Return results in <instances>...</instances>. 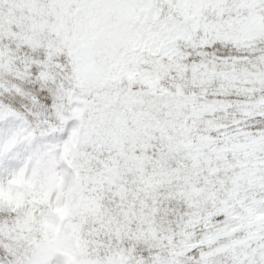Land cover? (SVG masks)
<instances>
[{
  "label": "snow or ice",
  "instance_id": "1",
  "mask_svg": "<svg viewBox=\"0 0 264 264\" xmlns=\"http://www.w3.org/2000/svg\"><path fill=\"white\" fill-rule=\"evenodd\" d=\"M0 264H264V0H0Z\"/></svg>",
  "mask_w": 264,
  "mask_h": 264
}]
</instances>
